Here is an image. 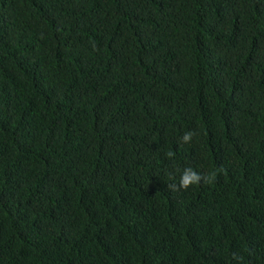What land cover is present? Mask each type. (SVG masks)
<instances>
[{"label": "trees", "instance_id": "trees-1", "mask_svg": "<svg viewBox=\"0 0 264 264\" xmlns=\"http://www.w3.org/2000/svg\"><path fill=\"white\" fill-rule=\"evenodd\" d=\"M0 264H264V0H0Z\"/></svg>", "mask_w": 264, "mask_h": 264}, {"label": "clouds", "instance_id": "clouds-1", "mask_svg": "<svg viewBox=\"0 0 264 264\" xmlns=\"http://www.w3.org/2000/svg\"><path fill=\"white\" fill-rule=\"evenodd\" d=\"M195 135V133L193 131H188L185 132L183 134V136L181 137V141L183 143H188L191 141L192 137ZM174 155L173 152L169 151L167 153L168 157H172ZM212 176H215V173H212ZM204 180L205 182L209 181V177L208 176H201L199 173H197L196 171H194L192 168H185L183 173L180 176V180H179V188L180 189H187L189 186L193 185V184H197L199 183L201 180ZM171 188H173V190H175V186H170Z\"/></svg>", "mask_w": 264, "mask_h": 264}]
</instances>
